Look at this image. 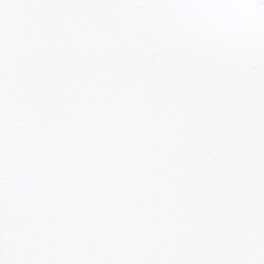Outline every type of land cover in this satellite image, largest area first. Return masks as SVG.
Wrapping results in <instances>:
<instances>
[{"label":"snow or ice","instance_id":"snow-or-ice-1","mask_svg":"<svg viewBox=\"0 0 264 264\" xmlns=\"http://www.w3.org/2000/svg\"><path fill=\"white\" fill-rule=\"evenodd\" d=\"M0 264H264V0H0Z\"/></svg>","mask_w":264,"mask_h":264}]
</instances>
